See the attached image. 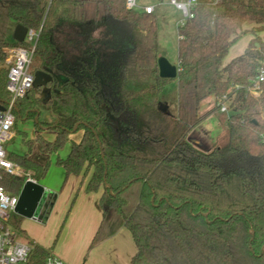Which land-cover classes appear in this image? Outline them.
<instances>
[{"label":"trees","instance_id":"obj_1","mask_svg":"<svg viewBox=\"0 0 264 264\" xmlns=\"http://www.w3.org/2000/svg\"><path fill=\"white\" fill-rule=\"evenodd\" d=\"M197 1L194 17L178 25L172 79L159 75L154 12L126 0H0V111L10 100L8 50L27 44L8 39L14 21L40 30L31 68L40 81L17 102L16 120L55 134L39 133L27 153H10L24 173H3L0 183L20 193L27 175L41 180L57 153L65 181L89 176L87 191L101 192L90 247L126 228L136 246L130 264H264V83L259 96L247 89L264 62V0ZM248 33L244 53L224 63ZM172 81L177 114L161 101ZM209 97L229 98V114L206 152L187 137L219 109L200 112ZM36 145L43 164L31 157ZM23 219L13 212L9 223L20 233ZM28 243L29 264H45L53 247Z\"/></svg>","mask_w":264,"mask_h":264},{"label":"rangeland","instance_id":"obj_2","mask_svg":"<svg viewBox=\"0 0 264 264\" xmlns=\"http://www.w3.org/2000/svg\"><path fill=\"white\" fill-rule=\"evenodd\" d=\"M171 0H137L139 6L151 4L155 7L154 14L158 17L157 27H158V33H159V44H160V54L161 56L167 58L172 64H176L178 60V42H179V36H178V25L181 24V21L184 19V15L181 10L177 9L171 2ZM15 24L14 21H11L9 31H8V39L12 40L14 30H15ZM261 36L264 35V32L260 33ZM253 35L243 34L240 36L235 43L230 47V50L228 52V55L226 56L224 63L230 62L233 58L241 55L244 53L245 49L248 47L249 41L253 39ZM10 64V63H8ZM37 63L33 61L32 67H35ZM31 67V68H32ZM162 104L165 108H168L170 112L177 114L178 112V102H177V82L172 81L168 84V86L165 88L162 97H161ZM218 100H216L214 97H209L206 100H204L200 105V112L204 113L209 108L215 107L218 105ZM221 114L220 108L214 112L212 115L208 116L206 119L202 121L201 124H199L194 130L191 131L189 136L187 137L188 141L193 143L195 146L200 148L203 151H211L217 144H219V139L221 136L225 133L224 125L221 121ZM30 123H32L30 121ZM32 126V125H31ZM30 126V127H31ZM28 133L33 130V128H30L29 126H26ZM205 127V129L203 128ZM24 120H16V124L14 126V131L17 133V136L14 140L8 143L7 145V151L9 153L18 151L24 153L26 149H28L25 145L22 143V137L24 136ZM36 130V126L34 127ZM27 136V134H25ZM31 141L28 140L27 143ZM206 141H209L207 144ZM214 142V143H211ZM26 143V144H27ZM212 147H210L211 145ZM69 149V144L62 150V155L65 156L67 154V151ZM50 166L45 174V176L40 180L41 182H44L45 184L55 183L56 178V158L50 157ZM14 162V161H13ZM16 163V162H14ZM43 180V181H42ZM50 181V182H49ZM49 184L51 186L52 184ZM51 189L54 190V188L51 186ZM47 195H45L44 198H42L40 205L35 212L34 217L27 218L24 217L23 219V225L22 229L23 231L19 233L18 239L24 240V241H32L35 244L43 245L49 243L50 247H53L52 252L56 254L58 248L59 250L61 247L59 246L60 243H62V236L64 235V229L65 233H67L69 229V223H68V214L69 211L65 212L64 215L61 217L58 216V213L56 212L54 216L51 218L50 214L52 212V208L54 205V202L52 200L49 202H46ZM48 205L47 209H45V205ZM45 209V210H44ZM50 219V220H49ZM12 227L13 225L10 224ZM46 227H48L50 233L55 231L54 236L52 239H48L49 233L46 232ZM41 232V235L47 236L45 238H42L39 241L34 235ZM90 243H88L85 247H72V251H74V254L78 256L83 261L86 260V262H94L92 264H100L101 258H103L104 251H97L94 252V246L89 247ZM67 250V247H65ZM56 251V252H55ZM79 254V255H78ZM58 255V254H57ZM61 257V256H60ZM62 258V257H61ZM65 262H67L64 258H62ZM98 261V262H95ZM68 263V262H67ZM70 264V263H68Z\"/></svg>","mask_w":264,"mask_h":264},{"label":"built area","instance_id":"obj_3","mask_svg":"<svg viewBox=\"0 0 264 264\" xmlns=\"http://www.w3.org/2000/svg\"><path fill=\"white\" fill-rule=\"evenodd\" d=\"M177 9L181 10L184 19L194 17L193 9L197 0H171ZM126 6L130 9H142L147 13L155 11L153 5L139 6L137 0H126ZM40 35V30L28 29L25 36L26 45L13 47L8 50V63H10L6 90L10 94L7 108L0 111V180L3 173L12 175L23 174L22 168L14 163L8 156L7 144L15 135L16 122L15 108L17 102L24 98L34 84V76L31 72L33 54ZM264 83V62L257 73L250 78L248 91L253 96H259L261 85ZM221 112H229V98L224 97L217 101ZM229 114V113H228ZM33 179L30 173L26 180ZM34 180V179H33ZM19 193L8 192L0 183V264H29L32 245L27 241L19 240V232L10 225L9 219L18 204ZM45 264H68L54 252L47 257Z\"/></svg>","mask_w":264,"mask_h":264},{"label":"crops","instance_id":"obj_4","mask_svg":"<svg viewBox=\"0 0 264 264\" xmlns=\"http://www.w3.org/2000/svg\"><path fill=\"white\" fill-rule=\"evenodd\" d=\"M151 5V4H147ZM145 6V5H143ZM155 12V11H154ZM179 64V60H177L176 65ZM47 96L45 92V97ZM175 114V113H174ZM30 121L32 123H30ZM32 125V126H31ZM26 126H31L30 128H33L29 133L27 131ZM35 123L33 120H24V136L22 137V143L26 146V143L28 140H33L36 138V136L40 133L44 137H46L49 140H53L55 137V134L50 131H44L34 129ZM200 126V125H199ZM205 129V127H203ZM27 134V136H25ZM17 136V133H15L12 140H14ZM80 134L76 133L71 136V139L73 141H79ZM11 140V141H12ZM10 141V142H11ZM208 144L209 141H206ZM211 143H214L211 141ZM210 143V145H211ZM8 145V144H7ZM28 148V146H26ZM71 144H69V149L67 151V154L70 150ZM212 147V145L210 146ZM28 152V149L24 153L22 152H11L13 154L17 155H23ZM8 152V156H9ZM67 154L65 156H67ZM60 155L62 157H65L62 155V151L60 152ZM31 157L39 161L40 163H45L47 161V157L38 149V146H34V150L31 154ZM55 157L57 160L58 154L53 153L51 156ZM49 157V158H50ZM56 182L50 183L51 186L54 188V190L51 189V186L49 184H45L44 182H41L40 180H36L38 183L42 184L45 187V192L43 195V198L47 195L46 202H49L53 200L54 205L52 208V212L50 214V217L52 218L54 214L57 212L58 216L61 217L64 215L65 212L69 211L68 214V223H69V229L67 233H65L64 229V235L62 236V243H60L61 249L59 250L56 248L59 256L64 258L68 263L70 264H81L82 259H80L76 254H74V251H72V247L76 246L78 247H85L88 243H92V240L98 231V228L100 226V223L102 221L103 211L100 208V198H101V192H89L86 189L87 182L89 180V176L83 177V175H70L68 179L65 181V171L62 167H59L56 164ZM31 175V172H30ZM32 177V176H31ZM43 181V180H42ZM40 205V204H39ZM49 205V203H48ZM47 203L45 205V209L48 207ZM44 209V210H45ZM50 220V219H49ZM23 225V221H22ZM22 227V226H21ZM48 231L49 236L48 239H52L54 236L55 231L50 233L48 227H46V232ZM39 241L42 238H45L47 236H42L41 232L34 235ZM51 241H49L50 243ZM44 247H50L49 243L45 244ZM89 245V247H90ZM43 246V245H41ZM67 247V250L65 249ZM94 252L97 251H104L103 258H101L100 264H130V261L133 257V255L136 252V246L134 244V241L132 239V236L128 229L122 228L120 229L116 234L113 236H110L96 245H94ZM79 255V254H78ZM94 262H86V260L83 261V264H92Z\"/></svg>","mask_w":264,"mask_h":264},{"label":"water","instance_id":"obj_5","mask_svg":"<svg viewBox=\"0 0 264 264\" xmlns=\"http://www.w3.org/2000/svg\"><path fill=\"white\" fill-rule=\"evenodd\" d=\"M28 28L22 24L15 27L13 38L18 42H24ZM159 75L162 78L176 79L178 76V65L172 64L167 58L160 56L158 59ZM39 74L35 75L34 84H39ZM17 106V105H16ZM4 111V110H2ZM45 187L36 180L28 179L25 181L20 193L15 213L22 217L32 218L37 211L43 198Z\"/></svg>","mask_w":264,"mask_h":264}]
</instances>
